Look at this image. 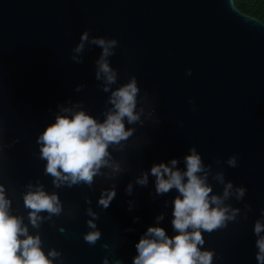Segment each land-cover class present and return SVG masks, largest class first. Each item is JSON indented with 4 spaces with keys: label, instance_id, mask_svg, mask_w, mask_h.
Returning a JSON list of instances; mask_svg holds the SVG:
<instances>
[{
    "label": "water",
    "instance_id": "obj_1",
    "mask_svg": "<svg viewBox=\"0 0 264 264\" xmlns=\"http://www.w3.org/2000/svg\"><path fill=\"white\" fill-rule=\"evenodd\" d=\"M85 30L118 41L108 57L118 73L111 89L137 78L139 95L147 96L144 123L126 125L133 135L123 149H110L122 172L109 175L104 168L91 186L55 187L37 136L61 107L77 105L101 120L111 107L110 91L96 79L102 49L86 43L82 62L71 59ZM77 85L83 87L77 91ZM192 147L210 168L214 194L224 187L214 179L218 172L225 182L247 188L242 201H225L240 208L237 220L203 233V247L215 251L213 264H257L253 224L264 209V21L242 12L235 0H0V184L11 213L24 218L31 234L39 233L45 252H60L54 264H103L105 257L110 264H132L135 243L161 213V226L173 235L176 191L158 196L154 177L147 186L135 179L172 158L183 168ZM233 154L235 168L226 163ZM29 184L57 193L62 203V212L39 228L29 224L23 203ZM112 187L116 197L104 209L98 198ZM90 219L101 232L95 245L84 240Z\"/></svg>",
    "mask_w": 264,
    "mask_h": 264
},
{
    "label": "clouds",
    "instance_id": "obj_2",
    "mask_svg": "<svg viewBox=\"0 0 264 264\" xmlns=\"http://www.w3.org/2000/svg\"><path fill=\"white\" fill-rule=\"evenodd\" d=\"M86 43L99 46L102 51L96 60V79L103 82V91L109 92L108 103L111 107L98 119L77 105L61 107L54 120L37 136L40 159L46 161L45 174L51 175L55 187L85 183L92 185L94 178L102 169H110L109 175L123 171L121 164L114 161L112 151L123 149L135 131L133 127L145 114L141 102H147V96H140V87L135 76L111 89L118 79L108 57L114 54L118 41L102 36L90 37L85 30L80 41L73 48L71 59L81 63L79 55ZM192 69L186 70L191 75ZM83 85H77L79 91ZM189 104L193 101L188 100ZM138 104L141 106L138 108ZM195 111V108H193ZM152 113L149 112L148 116ZM110 149L112 151H110ZM238 154L230 156L226 163L237 167ZM180 161L172 158L167 162L153 163L150 169L141 172L135 184L147 186L149 177H154L156 195H164L175 190L177 195L171 201V225L173 235L161 226L164 214L155 217V224L149 225L135 243L136 254L132 264H213L215 251L204 248L203 233L226 228L229 222L236 221L241 213L240 208L225 203L230 197L242 201L246 195V186H234L231 181L225 182L222 172L216 173L214 179L224 185L222 194H214L208 182L210 168L207 167L201 154L195 147L189 149L183 157L184 167H178ZM23 195V203L28 212V222L33 228H39L45 219L62 212V203L57 193H48L42 185L28 186ZM125 191L131 195L133 184L129 182ZM116 197L115 187L103 189L98 198V205L107 209ZM167 205V201H166ZM131 202L129 209H131ZM250 210L251 206L246 205ZM88 215L95 218L96 213L90 208ZM41 213H47V216ZM139 219L134 218V220ZM91 231L85 233L84 240L95 245L101 237L94 219L87 221ZM131 231V229H128ZM255 235V259L257 264H264V209L253 224ZM107 248V245H104ZM61 254L56 249L45 252L39 233L31 234L24 218L11 213V199L7 197L4 185L0 184V264H54ZM103 264H110L107 257ZM116 264H120L119 261Z\"/></svg>",
    "mask_w": 264,
    "mask_h": 264
},
{
    "label": "trees",
    "instance_id": "obj_3",
    "mask_svg": "<svg viewBox=\"0 0 264 264\" xmlns=\"http://www.w3.org/2000/svg\"><path fill=\"white\" fill-rule=\"evenodd\" d=\"M235 3L242 12L264 21V0H235Z\"/></svg>",
    "mask_w": 264,
    "mask_h": 264
}]
</instances>
